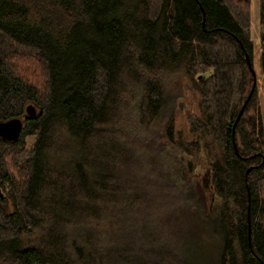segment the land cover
Listing matches in <instances>:
<instances>
[{
    "label": "trees",
    "instance_id": "16d2710c",
    "mask_svg": "<svg viewBox=\"0 0 264 264\" xmlns=\"http://www.w3.org/2000/svg\"><path fill=\"white\" fill-rule=\"evenodd\" d=\"M250 3L0 0V264H264Z\"/></svg>",
    "mask_w": 264,
    "mask_h": 264
},
{
    "label": "rangeland",
    "instance_id": "374dc122",
    "mask_svg": "<svg viewBox=\"0 0 264 264\" xmlns=\"http://www.w3.org/2000/svg\"><path fill=\"white\" fill-rule=\"evenodd\" d=\"M250 37L254 44L253 49V66L256 72L257 78V95H258V102H259V110H260V121L262 124L263 132H264V88H263V81H262V64L260 63V31L261 26L259 22V0H251L250 3ZM191 98V93L188 92L186 97L184 98V103ZM191 110L193 113H197L196 105L191 106ZM175 130L180 129L182 131H187V123L186 118L182 112H177L175 116ZM29 144L33 141V138L30 137Z\"/></svg>",
    "mask_w": 264,
    "mask_h": 264
},
{
    "label": "water",
    "instance_id": "95a60500",
    "mask_svg": "<svg viewBox=\"0 0 264 264\" xmlns=\"http://www.w3.org/2000/svg\"><path fill=\"white\" fill-rule=\"evenodd\" d=\"M246 59L248 62V67L251 70L252 75H253V83H256V72L253 68V64L247 55H246ZM246 101L247 100L245 99L242 107L239 110L238 117L241 115V113L244 109V106L246 104ZM18 127H19V124L16 120H9L7 122H0V135L7 137V138L15 137L18 135Z\"/></svg>",
    "mask_w": 264,
    "mask_h": 264
}]
</instances>
